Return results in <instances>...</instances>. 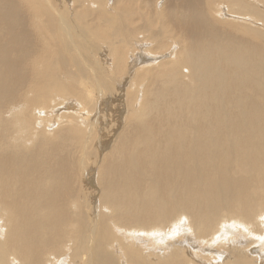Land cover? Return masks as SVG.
<instances>
[{"label": "bare ground", "instance_id": "bare-ground-1", "mask_svg": "<svg viewBox=\"0 0 264 264\" xmlns=\"http://www.w3.org/2000/svg\"><path fill=\"white\" fill-rule=\"evenodd\" d=\"M0 264H264V0H0Z\"/></svg>", "mask_w": 264, "mask_h": 264}]
</instances>
